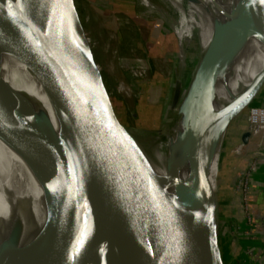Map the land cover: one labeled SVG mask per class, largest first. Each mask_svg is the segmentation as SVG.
<instances>
[{
	"label": "water",
	"instance_id": "water-1",
	"mask_svg": "<svg viewBox=\"0 0 264 264\" xmlns=\"http://www.w3.org/2000/svg\"><path fill=\"white\" fill-rule=\"evenodd\" d=\"M259 2H263L260 8ZM235 8L237 15L233 19L221 21L211 16L219 57L214 61L213 74L203 53L198 63L201 113L193 137L189 175L177 182L178 202L170 205L144 158L153 149L139 142V127L134 123L136 113L129 118L124 103L110 91L89 48L73 38L76 0H48L44 5L39 0H0L1 46L35 69L71 138L88 151L108 186L112 215L122 220L123 227L113 260L128 254L134 264H223L217 205L225 156L244 112L264 90V79L255 78L230 103L217 111L212 107L214 71L218 69L225 39L251 26L257 10L263 18L258 36L264 44V0H240ZM6 99L16 104L18 101L5 82L0 81L1 135L35 164L47 154L45 147L53 142V134L48 133L49 117L39 105L28 114L18 109L19 104L18 108L7 106ZM248 138L249 132L241 134L243 143ZM38 139L42 140L33 145ZM215 151L218 160L211 187L207 172ZM8 169L16 176L23 193L17 167L8 162ZM43 193L47 209L42 205L36 207L30 197H23L33 229H38L35 264H89L91 244L111 231L115 222L82 215L76 223L67 225L60 216L64 197L56 207L45 189ZM39 222H43L41 229ZM18 229L16 224L17 233ZM108 250L106 246L103 253ZM15 253L11 247L5 249L1 264H10Z\"/></svg>",
	"mask_w": 264,
	"mask_h": 264
},
{
	"label": "bare ground",
	"instance_id": "bare-ground-1",
	"mask_svg": "<svg viewBox=\"0 0 264 264\" xmlns=\"http://www.w3.org/2000/svg\"><path fill=\"white\" fill-rule=\"evenodd\" d=\"M39 1L44 5L48 0ZM161 1L174 12V20L150 0H142L140 4L148 12L156 13L161 21L174 30L176 41L180 44L181 64L185 62L184 54H188L187 48L193 44L191 37L195 35L201 52L207 59L208 70L213 74V64L219 57V50L214 44L211 16L221 21L233 19L237 15L235 4L240 0H197L207 6L212 15L196 0ZM261 4L263 2H259V8ZM262 22L263 18L257 10V14H253L251 26L226 37L212 84V107L215 111L234 100L264 68V44L258 36ZM77 28L74 20L73 38L79 42ZM83 44L87 46V43ZM178 71L177 68V80L181 76ZM196 72L197 68L184 89L180 104L173 106L174 116L177 117L170 124L162 125L153 153L144 154L161 194L170 205L178 202L175 194L177 182L187 179L189 175L193 137L201 113ZM256 79H264V71ZM0 81L5 82L18 99L19 108L10 99H6L7 106L28 114L35 111L38 105L41 106L51 122L48 133L53 134V142L45 147L47 154L34 164L8 143L0 130V231L4 230L0 235V257L4 256L5 249L11 247L16 253L10 264H35L38 229H33L23 197H30L36 207L40 208L42 205L47 209V198L43 193L45 189L56 207H59L62 196L64 197L65 203L60 216L67 225L76 223L77 217L82 215H90L107 223L115 222L111 231L91 244L87 255L89 264H134L128 254L113 260L116 254L114 249L123 227L122 220L112 215V197L103 175L91 160L88 151L71 138L35 69L21 57L4 49L1 44ZM40 140L42 139H38L33 145H37ZM217 160L218 152L215 151L207 172L211 187L214 185ZM8 162L17 167L26 193L21 192L23 188L18 186L16 176L8 169ZM16 224L19 226L18 233L15 230ZM42 226L43 222H39L40 229ZM106 246H109V250L104 254Z\"/></svg>",
	"mask_w": 264,
	"mask_h": 264
},
{
	"label": "rangeland",
	"instance_id": "rangeland-1",
	"mask_svg": "<svg viewBox=\"0 0 264 264\" xmlns=\"http://www.w3.org/2000/svg\"><path fill=\"white\" fill-rule=\"evenodd\" d=\"M150 2L162 9L167 17L175 19L174 12L161 0ZM140 3L142 0H76L75 20L79 42L87 43L110 91L122 100L129 118L136 113L134 123L139 127V142L155 149L162 125L170 124L177 117L173 106L180 104L202 52L192 35L193 44L187 48L188 54H184L185 62L181 64L180 44L174 30ZM144 26L151 30L150 38L146 36ZM177 68L181 74L179 80ZM263 71L264 68L255 77ZM259 99V106H262L264 99ZM248 110L244 112L241 126L233 136L234 143L228 146L225 156L230 168V183L228 187L220 184L218 191L217 230L223 264H264V201L258 209L249 203L253 177L248 176L246 180L249 189L246 200L232 184L234 176L247 170L253 162H256L255 166H264V129L249 136L247 143L241 141V134L249 128ZM239 145L243 151L236 154L235 147ZM244 181L242 179L241 184ZM260 228L263 229L261 248L257 249V234L254 233L261 231Z\"/></svg>",
	"mask_w": 264,
	"mask_h": 264
},
{
	"label": "built area",
	"instance_id": "built-area-1",
	"mask_svg": "<svg viewBox=\"0 0 264 264\" xmlns=\"http://www.w3.org/2000/svg\"><path fill=\"white\" fill-rule=\"evenodd\" d=\"M263 105L262 106H251L248 110V115L246 118L249 124V128H248L249 136H252L256 133H260V131L264 129V106ZM241 151H243L242 145L235 147L236 154H239ZM255 163L256 162H253L252 165L247 170H244L243 172H239L233 178V182H232L233 186H235L238 191H241L240 196H242L243 199L245 200L247 199V191L249 190L247 189V184H246L247 177L248 176L252 177V172L256 169V167L259 166V165L255 166ZM242 179H245L243 184H241Z\"/></svg>",
	"mask_w": 264,
	"mask_h": 264
},
{
	"label": "trees",
	"instance_id": "trees-1",
	"mask_svg": "<svg viewBox=\"0 0 264 264\" xmlns=\"http://www.w3.org/2000/svg\"><path fill=\"white\" fill-rule=\"evenodd\" d=\"M254 78H256V77H254ZM259 97L260 98L262 97L264 99V90L259 94L258 98L256 99V101L253 103L252 106L261 105V100L259 99ZM233 143H234V139H232L230 144H233ZM229 170H230V168L228 169V167L226 165V162H225V165H224V168H223V172H222V176H221V183H222V180L229 179V175H230V171ZM252 177H253V180H254V184L252 183L253 189L251 191L252 193L248 196V200H249V203L251 205H255L254 207L258 209L259 204L264 201V190H263L264 189L263 188V186H264V166L256 168L252 172ZM262 231H263V229H261V231H259L257 233H254V234H257L256 235L257 249L261 248V245H260L261 243L260 242H261V239H262L261 238V232ZM243 241H246V240H243ZM258 252L259 251L257 250L256 253H258Z\"/></svg>",
	"mask_w": 264,
	"mask_h": 264
},
{
	"label": "crops",
	"instance_id": "crops-1",
	"mask_svg": "<svg viewBox=\"0 0 264 264\" xmlns=\"http://www.w3.org/2000/svg\"><path fill=\"white\" fill-rule=\"evenodd\" d=\"M139 27L141 28L142 26L141 25H139ZM146 26H144L143 27V29H144V31H145V34H146V36L148 37V38H150V35H151V30H149V28H145ZM161 32V31H160ZM162 33V32H161ZM123 39L125 40V31H124V33H123ZM229 181H228V179L227 180H222V183H221V186L222 187H228V185H229Z\"/></svg>",
	"mask_w": 264,
	"mask_h": 264
}]
</instances>
